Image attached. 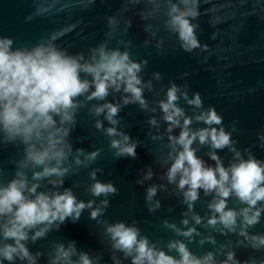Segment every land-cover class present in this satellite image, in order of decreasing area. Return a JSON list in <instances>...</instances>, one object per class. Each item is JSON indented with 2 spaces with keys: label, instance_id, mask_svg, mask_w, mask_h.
<instances>
[{
  "label": "clouds",
  "instance_id": "9594fccd",
  "mask_svg": "<svg viewBox=\"0 0 264 264\" xmlns=\"http://www.w3.org/2000/svg\"><path fill=\"white\" fill-rule=\"evenodd\" d=\"M243 3V0H241ZM89 4L94 0H88ZM126 5L145 4L148 7L140 16L142 20L163 17V28L174 35L179 48L185 53L199 49L207 52L197 37L199 25L192 23L200 16V0H125ZM39 14V11L36 13ZM33 17H26V22ZM118 21L108 17V39L83 52L70 54L58 47L56 41L71 29H63L42 38L31 47L13 48L11 38L0 37V145H18L22 158L15 162L12 179L0 183V264H38L44 255L32 253L29 243L45 239L51 231H58L66 220L76 223L82 213L89 211V219L104 225L103 235L108 239V251L112 264H122L116 253L122 254L129 264H264L255 257L240 261L236 258L232 240L217 245L213 235H202L198 226H203L221 236L235 235L236 247L264 251V233L251 234L264 213V161L256 159L247 148L243 153L235 145L232 132L236 123L225 131L223 117L214 107H203L199 92L188 95V86L169 82L164 98L152 105L145 92L153 91V81L161 75L153 73L145 81L141 75L147 65L131 58L129 45L109 47ZM131 21H125V30ZM144 32L149 36L143 41L147 46L157 33L147 24ZM215 38V33L213 34ZM163 39H156L155 48L163 54ZM188 74L185 73L184 76ZM118 95V102H107L110 96ZM196 111L188 115L180 101ZM93 101L97 103H92ZM88 105H91L88 107ZM129 105L150 113L147 124L152 141L164 142L161 153L162 165L166 166L160 177L167 185L180 193L186 211L180 224L161 221V227L171 230L176 236L192 243L201 237L199 246L212 245L215 251L195 255L183 241L171 240L167 252L141 233L136 222L109 223L100 221L109 207V197L117 194L112 183L101 182L97 174L102 168H92L88 173L91 183L86 191L93 198L87 202L78 200L72 188H64L65 179L79 169L89 168L99 157L102 149L91 152L83 148L73 149L71 132L76 126L78 112L87 107L94 117L93 127L102 131L108 139V148L116 159H135L140 144L132 140L117 119L121 110ZM159 112L160 120L156 119ZM103 117V120L99 117ZM165 125L163 133H153ZM107 123L108 127L104 124ZM203 125L193 128V124ZM259 147L264 149V134L258 135ZM209 149L206 153L213 164L197 156L193 145ZM227 149L232 159L225 166L218 151ZM246 157V158H245ZM152 168L146 167L137 185L143 186L153 179ZM76 187V185H73ZM61 189H63L61 191ZM165 184H151L145 189V205L150 213L160 209L161 203L154 198L158 191H167ZM201 192L211 197L206 205L208 215L201 217L195 212V203ZM234 200L236 206H229ZM194 226L189 227V219ZM174 252L176 255H170ZM223 257L218 259V257ZM103 254L79 251L74 241L65 245L54 243L47 254L46 264H101Z\"/></svg>",
  "mask_w": 264,
  "mask_h": 264
},
{
  "label": "water",
  "instance_id": "95a60500",
  "mask_svg": "<svg viewBox=\"0 0 264 264\" xmlns=\"http://www.w3.org/2000/svg\"><path fill=\"white\" fill-rule=\"evenodd\" d=\"M148 6L126 5L125 0H0V37L11 38L13 48L31 47L42 38L63 29H71L60 37L56 44L66 49L70 54L83 52L97 46L108 39V17H115L118 21L109 47L128 44L131 58L139 62L148 63L141 73L145 81L150 80L153 73H159L161 80L153 81V91L145 92V97L152 105L153 101L163 99L164 91L169 82L176 85L188 86V95L199 92L203 107H214L223 117L225 131H231L230 126L235 121L237 131L232 132V139L237 143L235 147L243 153L249 149L256 159L264 161V149L259 147L258 135L264 134V0H200L198 19L192 21L199 25L197 37L201 45H207L208 51L199 49L192 53H185L179 48L174 35H170L163 28V17L152 20H142L140 14ZM39 11V14H36ZM32 16L26 22V17ZM131 21V27L125 30V21ZM151 24L157 33L156 39H163V54H158L155 43L151 39L145 46L143 41L149 36L144 27ZM215 38L213 39V34ZM187 73V76L184 74ZM163 89V90H162ZM118 95H110L107 102H118ZM92 103H97L93 101ZM180 106L188 115L193 110L183 100ZM91 105H88L90 107ZM150 113L139 110L136 105L124 107L117 119L121 121V130L132 140L140 141L136 149L135 159H116L108 148V139L94 127V117L89 116L87 107L78 112L76 126L70 135L73 149L83 148L87 152L102 149L97 160L89 168H81L75 175L65 179L64 188H72L78 200L87 202L93 199L86 191L91 183L88 173L92 168H102L103 173L97 174L101 182L112 183L117 188V194L109 197V207L105 214L98 219L109 223L122 221L126 224L136 222L141 233L148 237L150 242L167 252L166 245L171 240H181L188 245L195 255H203L207 251H215L212 245L205 243L198 245L201 237H194L188 243L183 237L176 236L171 230L161 227V221L167 220L178 228L182 213L186 211L180 202L181 195L174 191V186L167 185L160 177L166 166L162 165L161 153L165 150L164 142L152 141L148 135L147 120ZM103 120V117H99ZM156 119L160 120L159 112ZM108 127L107 123L104 124ZM203 125L193 124L198 128ZM165 125L161 121L159 129H152L153 133H163ZM197 148V156L207 164H213L207 157V146ZM225 166L232 159L227 149L218 151ZM22 158V148L18 145H0V183H7L12 179L15 162ZM246 158V157H245ZM151 167L153 179L146 181L143 186L137 185L136 180L141 178L146 167ZM151 184H165L167 191H158L155 200H159V210L150 213L145 205V189ZM76 185V187H73ZM63 189H61L62 191ZM211 197L200 194L195 203V212L201 217L208 215L206 205ZM229 206H236L234 200H229ZM188 215L189 227L194 226ZM197 230L204 236L213 235L217 245L225 240L233 241L232 251L240 261L255 257L257 261L264 258V251L254 252L250 248L236 247L235 235L227 237L198 226ZM251 234L264 233V213L261 221L250 229ZM104 225L89 219V211L82 213L76 223L66 220L58 231H51L45 239L35 244L29 243L32 253L37 251L44 255L38 264H46L47 254L54 243L62 242L67 245L74 241L79 251L90 254H103L101 264H112L108 251V239L103 235ZM175 256L174 252L169 253ZM122 264H129L122 254L116 253ZM223 257H218L222 259ZM6 264V262H5ZM19 264V262H17Z\"/></svg>",
  "mask_w": 264,
  "mask_h": 264
}]
</instances>
